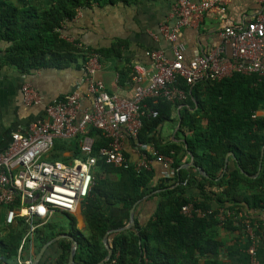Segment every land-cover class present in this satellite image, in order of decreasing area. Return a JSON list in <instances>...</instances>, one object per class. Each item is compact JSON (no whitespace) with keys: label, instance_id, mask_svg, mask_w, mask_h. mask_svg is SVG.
<instances>
[{"label":"trees","instance_id":"16d2710c","mask_svg":"<svg viewBox=\"0 0 264 264\" xmlns=\"http://www.w3.org/2000/svg\"><path fill=\"white\" fill-rule=\"evenodd\" d=\"M121 1L128 0H0V64L15 67L24 74L39 68L69 67L79 59L78 66L82 67L85 54L77 47V42L63 38V26L92 2L115 4ZM87 49L109 60L119 58L121 53L116 45L110 49ZM131 70L119 71L120 83ZM177 85L187 99L174 103L148 99L146 106L158 115L143 118L138 135L139 142L151 145L159 154L173 160V177L163 178L152 167L150 171H136L125 154L126 167L108 164L99 151L109 141L99 130L90 129L93 138L91 155L96 158V163L93 186L82 203L85 232L76 228L74 216L67 212H55L45 222L35 219L37 228L22 246L23 261L32 258L51 239L66 233L78 242L76 263L99 264L107 254L103 244L105 233L125 226L130 208L138 201L153 205L148 219L140 223L135 218L134 227L107 236L112 254L104 264H225L221 257L225 241L219 238V230L239 231L247 239L242 221L256 222L244 209L264 208V155L261 161L264 79L256 74L232 72L228 77L205 78L194 85H187L179 78ZM191 105L196 109H191ZM179 106H182L179 109L181 125L175 140L163 143L158 138L159 127L173 121V112ZM256 112L260 115L253 119ZM79 140V137L55 140L53 150L45 160L67 164L76 158L84 159ZM231 152L234 168L217 181L220 193L206 191L205 184L222 174L225 158ZM190 156L210 179L189 175L181 168L185 157ZM187 204L212 213L204 217H185L181 208ZM16 206L18 204L12 207ZM221 209L238 218L231 216L220 225L216 216ZM56 216L68 220V230L58 225ZM28 229L24 218H17L14 224L0 229V264H18V249ZM32 246L33 254L30 253ZM71 246L69 239L57 240L47 248L39 264H69ZM52 253L55 257L47 262L46 257Z\"/></svg>","mask_w":264,"mask_h":264},{"label":"built area","instance_id":"2783aa9c","mask_svg":"<svg viewBox=\"0 0 264 264\" xmlns=\"http://www.w3.org/2000/svg\"><path fill=\"white\" fill-rule=\"evenodd\" d=\"M230 1L171 0V14L176 23L171 28L162 25L160 35L172 44V58H167L160 49L151 51L149 55L154 71L148 75L147 83L143 84V77L138 75V68H135V86L129 99L109 94L105 90L104 84L95 78L102 69L100 56L82 44H77L85 54L81 70L85 74L87 92L92 97L90 109L81 111L79 115L77 89L52 99L44 105L42 115L28 126L27 131L11 133L9 144L0 153V206L6 210L5 223L11 225L17 218H24L29 225L18 249V264H31V258L23 261L21 255L23 243L32 238L37 228L35 219L45 222L55 212H67L74 216L82 210V203L93 186L96 163V158L91 155L93 138L89 134L90 129L99 130L109 141L99 151L108 164L127 166L123 154V142L127 136L134 142L132 152L135 161L131 163L134 169L150 171L155 162L162 168V177L170 179L174 174L173 160L159 154L151 145L138 141L142 119L158 115L145 102L148 99H161L169 103L185 101L187 95L177 85L179 78L187 85H194L205 78L219 80L230 76L232 72L256 74L264 79V13L239 28H225L221 33L222 45L185 62V46L178 39L181 28L198 26L205 13L223 17ZM226 47L230 49L232 61L224 59ZM21 92L26 106L42 105L41 97L30 84H23ZM258 115L260 113L256 112L252 118ZM75 137L80 138L79 149L84 159L76 158L67 164L45 160L52 152L55 140ZM27 201L31 202L27 204ZM15 204L18 206L12 207ZM181 213L191 218L204 217L212 211L187 204L181 208ZM231 216L238 218L232 212L221 209L216 218L222 225ZM242 224L249 243L248 255L253 261L259 239L256 235L258 225L247 221H242Z\"/></svg>","mask_w":264,"mask_h":264},{"label":"crops","instance_id":"0c3cea01","mask_svg":"<svg viewBox=\"0 0 264 264\" xmlns=\"http://www.w3.org/2000/svg\"><path fill=\"white\" fill-rule=\"evenodd\" d=\"M170 3V0H128L115 4L92 2L89 7L81 8L76 17L63 26L61 33L68 42L80 43L91 50L110 49L114 45L116 48L120 47L119 58L109 60L100 57L102 69L95 75V78L104 84L109 94L129 99L135 86L133 81L135 68H138V75L143 77V84L147 83L148 75L154 71L149 48H158L167 58H172V44L160 38L162 25H168L171 28L176 23L171 14ZM263 13L264 1L232 0L227 4L223 17L209 12L205 13L198 26L182 27L178 33V39L185 46V62L207 54L213 48L222 45L221 33L225 28H239ZM224 59L233 60L228 47H226ZM262 59L264 61V39ZM80 61L79 59L76 64L60 69L39 68L29 74H24L15 67L0 64V153L9 144L11 133L27 131L28 126L42 115L44 105L52 99L63 97L77 89L80 100L79 115L81 111L90 109L92 97L87 92V84L84 82L85 74L78 66ZM128 69H132L131 73L122 80L123 83H120L119 71L125 73ZM25 83L30 84L36 90L42 99V105L26 106L23 103L21 88ZM180 108L182 106L173 112V121L164 122L159 127L158 138L163 143L175 140L174 137L181 125ZM191 109L195 110L196 106L194 105ZM185 135L188 137L187 134ZM181 140H184V137ZM133 147L134 142L126 136L123 142V154L128 157L130 163L135 161ZM65 155L69 156L70 153H65ZM225 159L227 160L226 168H223L222 174L217 179L205 184L206 191L213 194L220 193L221 188L217 185V181L225 172L234 168L235 164L234 156L227 155ZM190 162L191 157H185L181 168L187 170L189 175L204 176L198 170V166L193 168L189 165ZM152 168H155L162 177L160 165L154 162ZM205 178L209 177L205 176ZM190 191L195 193L193 189ZM152 206L151 202L139 201L135 207L134 218L140 223L145 222ZM244 211L252 221L258 223L259 229L256 230V235L260 237L256 246L255 259L251 261L248 255L249 243L244 235L239 231L227 232L224 228L219 230V238L225 241V249L221 257L225 264H264V208H245ZM5 212V207L0 206L1 230L8 226L5 223ZM74 218L76 228L85 232V222L81 211H78ZM30 249V253L33 254V246ZM36 254L31 258V264ZM54 257L53 253L46 257L47 262Z\"/></svg>","mask_w":264,"mask_h":264},{"label":"water","instance_id":"95a60500","mask_svg":"<svg viewBox=\"0 0 264 264\" xmlns=\"http://www.w3.org/2000/svg\"><path fill=\"white\" fill-rule=\"evenodd\" d=\"M228 156H233V153H229ZM191 157V162H190V166L193 167V168H197V166L193 163V157ZM262 157H263V150L261 152V160H262ZM226 159H225V164H224V168H226ZM261 164V163H260ZM261 167V165H260ZM260 167H259V171H260ZM198 170L204 175V176H207L205 174V172L200 168L198 167ZM258 174V173H257ZM148 196L144 197L147 198ZM37 197H35L36 199ZM31 201H27L26 203L29 204ZM139 203L136 202L129 210V219H128V222L125 226H123L122 228H119V229H111V230H108L104 237H103V244H104V247L105 249L107 250V254L105 256V258L99 263V264H104V263H107L110 258H111V254H112V249L109 247V245L107 244V236L111 233H115V232H121L123 230H127L131 227H134L135 226V207L136 205ZM62 238H66V239H69L72 243V246H71V249H70V253H69V258H68V262L69 264H79V263H76L75 260H74V257H75V253H76V250L78 248V242L77 240L72 237L71 235H68V234H61V235H58L56 236L55 238L51 239L50 241H48L46 244H44L40 250L37 252L36 256H35V259L34 261L32 262V264H38L40 262V260L42 259V256L45 252V250L48 248L49 245H51L52 243L56 242L57 240L59 239H62Z\"/></svg>","mask_w":264,"mask_h":264},{"label":"rangeland","instance_id":"374dc122","mask_svg":"<svg viewBox=\"0 0 264 264\" xmlns=\"http://www.w3.org/2000/svg\"><path fill=\"white\" fill-rule=\"evenodd\" d=\"M55 220L58 221V225L64 229V230H68L69 229V222L68 220L64 217V216H56Z\"/></svg>","mask_w":264,"mask_h":264}]
</instances>
